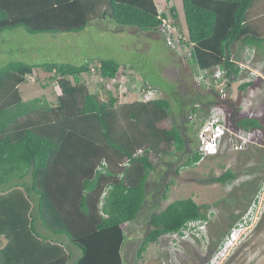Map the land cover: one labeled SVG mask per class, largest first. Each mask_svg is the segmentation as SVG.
Listing matches in <instances>:
<instances>
[{"label": "trees", "instance_id": "trees-1", "mask_svg": "<svg viewBox=\"0 0 264 264\" xmlns=\"http://www.w3.org/2000/svg\"><path fill=\"white\" fill-rule=\"evenodd\" d=\"M254 2L181 0L187 28L186 40L178 30L181 45L190 44L189 59L212 84L219 79L211 69L221 71L228 95L220 98L212 85L214 99L209 104L227 109L234 130H264L263 118L239 113L241 92L253 82L240 83L235 99L230 98L228 83L242 70L237 47L260 49L264 44V35L250 18ZM165 6L176 25L175 5ZM165 16L154 0H0V32L16 28L29 34L79 32L92 21L109 19L163 34ZM90 64L12 61L0 68V236L6 239L0 264H68L71 250L62 241L40 238L35 220L53 234L66 236L80 251L75 264H125V223L137 220L149 204L148 185L158 163L185 148L176 125H161L169 118L168 100L143 101L138 96L119 103L114 87L102 102L84 80ZM119 67L114 59H99L94 74L108 81L120 74ZM34 70L56 79L61 93L54 106L21 100L17 86L25 84ZM40 110L47 111L43 117L37 114ZM196 110L204 119L207 111L193 106L192 112ZM200 157L195 150L184 166L194 165ZM234 178L235 173L226 169L210 181L225 184ZM172 183H164L158 200L167 198ZM209 206L188 196L153 210L135 260L142 259L147 245L160 236L182 234L189 223L207 221ZM235 220L236 216L231 222ZM137 260L134 264H139Z\"/></svg>", "mask_w": 264, "mask_h": 264}, {"label": "rangeland", "instance_id": "rangeland-1", "mask_svg": "<svg viewBox=\"0 0 264 264\" xmlns=\"http://www.w3.org/2000/svg\"><path fill=\"white\" fill-rule=\"evenodd\" d=\"M156 1L161 7H167L165 0ZM170 1L176 7L177 21L181 25L186 40L187 28L181 0ZM250 18L264 35V0H256L250 10ZM105 23V26L110 29V32L106 34L99 33L101 30L96 24L88 28L84 34H28L22 28H18V30H13L9 36L0 35V68L17 57L16 47L24 50L21 58L26 64H40L43 60L50 58V61L81 65L86 62L83 59V56L86 55L111 56L120 64L130 67L129 73L134 81L132 84H127L128 89L137 88L143 79L150 80L157 85V88L153 85L158 92L155 97L166 98V95L169 94L172 103L171 110L175 114H180L182 104L186 99H182L179 96L181 94L174 88V84L167 82L159 73L162 67L170 62L169 56H171L163 40L155 37L148 39L145 37L147 32L144 31L132 33L127 28L123 29L124 31H118L121 27L113 20L105 19ZM71 45L74 46L75 51ZM59 46L61 47L59 48ZM181 47L180 44L179 51L183 50ZM8 51L10 52L7 53ZM184 53L188 54L187 51ZM236 57L242 70L237 77L231 78L228 82L230 98L235 99L239 95L238 86L240 83L251 80L253 84L241 92V111L239 113L242 116L264 119V44L260 49L237 47ZM96 67L94 64L90 68L93 74L96 73ZM183 70L181 68L178 76L183 73ZM195 74H199V71H196ZM32 77L35 80L27 79L26 85L32 92H35L34 94L42 93L44 90L37 83L39 75L35 73ZM86 77L88 76L86 75ZM209 80L207 79L212 83ZM197 82L194 83L201 84ZM183 83L187 86L186 88L194 86L190 80ZM101 84L102 82H99V85ZM201 87H204L203 84L197 86L198 91L205 93L209 91L206 85L204 89ZM183 88L181 83V89ZM45 91L49 92V88ZM224 91L225 96L220 98H225L228 95V91L226 89ZM92 92L95 93V91ZM135 97L134 89L132 93L126 95L125 100H133ZM201 98L204 97L201 96ZM213 105L218 104L206 103L200 107L208 112ZM194 117V113L188 114V119L191 118L192 121L196 119L197 131L199 121L198 117ZM227 117L229 131L226 132L217 154L206 156L193 166H184V162L189 156L187 152L182 153L172 163L165 158L160 161L154 177L155 183L151 187V192L157 193L151 198L155 203H150L141 210L137 220L125 223L127 237L124 247L125 264H134L137 260H135V251L144 233L148 230L147 222L150 213L163 208L174 199L188 196L193 197L198 204L207 203L210 205L207 209V221L189 223L187 228L183 229L182 234L160 236L157 241L147 245L142 259L137 260L139 264H264V130L261 129L263 135H257L247 144L235 149L231 145L230 138L237 130L232 127L228 111ZM174 118H177V124L182 122L180 115ZM193 140L195 141L193 148L197 150L198 136L195 135ZM175 167L177 168L175 169ZM226 169L235 173L234 179L225 184L210 181L211 177L223 173ZM169 180H173V183L167 191V198L162 201L158 200L164 183ZM248 212L245 219L248 223L243 227L245 236L241 238L243 240H239L235 227L240 221H243L241 219L245 218V214ZM234 216H236V220L232 223ZM230 222L232 226L229 225ZM34 223L35 232L40 238L62 241L66 244L71 250L68 264H75L80 251L68 242L66 236L53 234L37 220ZM220 231L225 234L221 236Z\"/></svg>", "mask_w": 264, "mask_h": 264}, {"label": "crops", "instance_id": "crops-1", "mask_svg": "<svg viewBox=\"0 0 264 264\" xmlns=\"http://www.w3.org/2000/svg\"><path fill=\"white\" fill-rule=\"evenodd\" d=\"M154 2H155L156 5H159L156 0H154ZM167 2L170 3V4H173L170 0H165V4ZM177 18H178V13H177ZM96 24L98 25L99 29L101 30V32H99V33H101V34L105 33L106 34V33L110 32V29L105 26L106 25L105 19H97V20H95L93 22H90L84 29H82L79 32H67V33L84 34V32H86V30H88V28H90L92 26H95ZM176 25H177L176 27L178 28V30H180V32L182 33L181 25H180V23H178L177 19H176ZM118 26L121 27L120 29H118V31H122L123 29L127 28V30H130V32H132V33L143 32L142 30H139V29H137L135 27H131V26H129V28H128V26H122V25H118ZM16 29L18 30V28H16ZM13 30H15V29H13ZM13 30L2 31V32H0V35L9 36V34H11V32H13ZM144 32H147L146 36H145L146 38H148V39H152V37L161 38L163 40V42H164L163 34L160 33L159 31H144ZM164 45L169 50V53L171 54V56H169L170 62L165 64L162 67V69L159 71V73L162 76V78L165 79L167 82H170L171 84H174V88L176 89V91H178V93L181 94L179 96L182 97V99H184V100L186 99V101L183 102V104H182L183 107H182V110H181L180 114L179 113L175 114L171 110L172 103H171V97L169 96V94L166 95V98H168V99L163 98V99L169 101L170 110H169V115L167 116L169 118L164 120L161 123V125L163 127H166V128H169L172 124L176 125L178 127V129L180 130V132H181V134L183 136V139L185 140V144H184L185 148L183 150L176 151L175 152V156L173 154V155H171L169 157H164L166 160H168V161L170 160L169 162L172 163L175 160H177L178 157L184 152H187L189 154V156L187 157L186 161L191 158L192 153L195 151L194 148H193L195 146V141L193 140V138H195V135L197 136V131L198 130L196 131V127H195V126H197L196 125L197 124L196 123L197 122L196 119H194V121L190 120L191 118L188 119V114H190V112H192V107L193 106L200 107L201 105L203 106V104H206V103L209 104V102L214 99L213 88H211V87H212V85L215 88H217V87H216V83L212 84V83L207 81V79H210V78H208L209 76L207 74L201 73L199 71V69L197 68V66L192 64L191 60L189 59V52L188 51L190 49L188 50V46L189 45L187 43H184L182 45V47H181L183 49L182 51H179L180 47L172 50V49H170L169 47L166 46L165 42H164ZM71 46L73 48V51H75L74 46L73 45H71ZM60 47L61 46H59V48ZM15 50L17 51V57H15L11 61H22L21 54L24 53V50L20 49L19 47H16ZM184 50L188 52L187 55L184 53L185 52ZM9 52L10 51H8L7 53H9ZM107 58L108 59L109 58L110 59H114L111 56L107 57V56H104V55L103 56L102 55H99V56H95V55H93V56H90V55L83 56L84 61H86V62L90 61L91 62V64H90V65H92L91 67H93L94 64H96V66H97V61L99 59H107ZM41 63H63V62H56L55 60H51L50 61V58H47V59L43 60L42 62H40V64ZM66 63H68V62H66ZM92 63H94V64H92ZM30 64H33V63H30ZM35 64H38V63H34L33 65H35ZM69 64H72V63H69ZM181 68L184 69L183 73H181L178 76L179 71L181 70ZM129 69H130L129 66H127L125 64H120L118 72L120 73L122 79L127 81V84H132L133 83L132 81H134V78L129 73ZM196 71H199V74H195ZM35 73H37L39 75L38 81L42 79L41 81L43 83L41 81L37 82V83H38V85L40 87L43 88L44 91L42 93H40V94H38V93L34 94L35 92L34 91L32 92V90L28 87V85H26V83L22 84V85H19V86H17V88L20 90L21 100L22 101H30V100L36 99L42 105L54 106L56 104V100H57L58 95L61 93V91H59L60 88L58 86V83L56 82V79L50 80L47 77V75H44V74L41 75L37 71L34 70L33 74H35ZM91 73H92L91 71L88 73V75H87L88 77H86V75H84V80H86L85 82H86V85H87L88 89L90 91H95V94L98 96L99 99H101L100 101H102V102L107 101L108 100L109 91L104 88V85H103L104 81L100 80L101 78L99 76L93 74V73H92V76H91ZM211 75H212V72H211ZM44 80H46L48 82H44ZM186 80L187 81L190 80L191 83L194 84V86L186 88L187 86L183 83ZM193 80H194L195 83H196V81H198L197 83L203 84L204 87H201L202 89H204L205 85H206V88L209 91L207 93H205L203 91H198L197 86H199V85L201 86V84L197 85V84H195L193 82ZM209 81H211V80H209ZM99 82H102V84L99 85ZM143 83H148V84H151V85H155V87L157 88V85L154 82H150V80H146V79L141 80L140 83L137 85V88L139 86H141ZM181 83H182V86L184 87L183 89H181ZM48 88H49V92L50 93L45 91ZM133 89H136V88H133ZM54 95L56 97L55 99H54ZM126 95H128V94H124V96L119 97L118 98V102L119 103L132 102L134 100H138L139 99L138 95L136 94L135 99L126 101L125 100ZM155 96H157V95H155ZM201 96H203L204 98L202 99ZM155 98H158V97H155ZM46 112L47 111L40 110V111H38L37 114H38L39 117H43V114L46 113ZM196 112L199 115H197V113H194V114H196L199 117H202V114H201L200 110H196ZM178 115H180V117H182V122L179 123V124H177V118H174V117H177ZM22 117H26V116L22 115ZM174 120H175L176 123L174 122ZM198 121H199V123H198V128H199V124H200L201 121L199 119H198ZM172 157H173V159H172ZM159 164H160V162L158 163V165L156 167V172L152 173L151 182L148 185L147 197H148L149 204L150 203L152 204L154 202V201L151 200V198H152L153 195L155 196L156 192H151L152 191L151 187L155 183V178L154 177L156 176ZM176 168L177 167H175V169ZM16 200H19V198L16 197ZM146 207H144V208H146ZM5 244H6L5 237L4 236H0V248H2Z\"/></svg>", "mask_w": 264, "mask_h": 264}, {"label": "built area", "instance_id": "built-area-1", "mask_svg": "<svg viewBox=\"0 0 264 264\" xmlns=\"http://www.w3.org/2000/svg\"><path fill=\"white\" fill-rule=\"evenodd\" d=\"M157 8L159 13L165 12L167 14V16L161 17V30L164 35L163 37L165 44L172 50L179 48L181 44V35L176 25L173 23L174 20L171 14L168 12V9L166 7L157 5ZM182 38L184 39V36H182ZM188 45L189 50L190 44ZM211 72L213 77L219 79L216 83V87L218 89L220 97H224V89L226 88L225 78L222 77V73L218 69L212 68ZM28 79L34 80L32 76H29ZM103 83L105 89L107 90H111L115 87L119 97L124 96L123 94L132 93V90L128 89L126 80L122 79L120 74H118L113 79L104 81ZM136 92L141 100L147 101L155 97L156 88L153 85L145 84L138 88ZM194 115L195 117H199L196 114ZM198 119L201 122L197 131V151L201 155V160L206 156L217 154L226 132L229 131V121L226 109L220 105H213L206 113L204 119H201V117H199ZM257 135H263L262 130L259 128L238 129L237 131L233 132V136L230 138V142L233 148L238 149L242 145L247 144ZM246 214H249V212Z\"/></svg>", "mask_w": 264, "mask_h": 264}, {"label": "clouds", "instance_id": "clouds-1", "mask_svg": "<svg viewBox=\"0 0 264 264\" xmlns=\"http://www.w3.org/2000/svg\"><path fill=\"white\" fill-rule=\"evenodd\" d=\"M31 76H33V75H31ZM247 215L248 214H245V218H242L241 220H243V221H240L239 223H238V226L237 227H235V230H237V232H238V239L240 240L241 238H244V236H245V230H243V227H245V226H247V220H245L246 219V217H247ZM237 239V240H238ZM241 240H243V239H241Z\"/></svg>", "mask_w": 264, "mask_h": 264}]
</instances>
